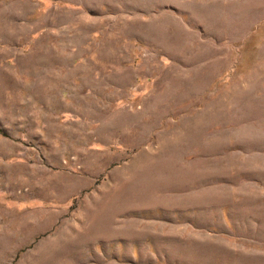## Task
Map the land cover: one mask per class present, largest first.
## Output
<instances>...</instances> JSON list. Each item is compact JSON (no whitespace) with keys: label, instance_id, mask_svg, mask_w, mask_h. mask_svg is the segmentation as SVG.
Wrapping results in <instances>:
<instances>
[{"label":"rangeland","instance_id":"1","mask_svg":"<svg viewBox=\"0 0 264 264\" xmlns=\"http://www.w3.org/2000/svg\"><path fill=\"white\" fill-rule=\"evenodd\" d=\"M0 264H264V0H0Z\"/></svg>","mask_w":264,"mask_h":264}]
</instances>
